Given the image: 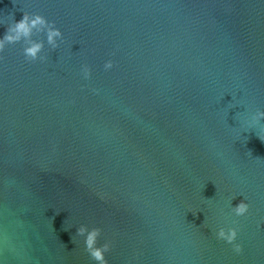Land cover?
Returning <instances> with one entry per match:
<instances>
[{
    "label": "water",
    "instance_id": "obj_1",
    "mask_svg": "<svg viewBox=\"0 0 264 264\" xmlns=\"http://www.w3.org/2000/svg\"><path fill=\"white\" fill-rule=\"evenodd\" d=\"M24 12L64 40L0 52V264H95L81 225L108 264H264V0H0V38Z\"/></svg>",
    "mask_w": 264,
    "mask_h": 264
},
{
    "label": "clouds",
    "instance_id": "obj_2",
    "mask_svg": "<svg viewBox=\"0 0 264 264\" xmlns=\"http://www.w3.org/2000/svg\"><path fill=\"white\" fill-rule=\"evenodd\" d=\"M8 25L6 34L0 38V52H3L5 47L9 44L23 42L25 45L23 50L24 56L30 61L44 62L47 59V57L41 55L45 48L44 42L34 40V34H46L47 45L52 50L59 48L64 40L63 33L56 28L55 24L50 23L45 17L38 14L30 15L27 12H24L22 20L15 22L12 17V20ZM113 66V63L109 61L104 65V68L105 70H110ZM82 72L85 79L90 78L91 72L87 66L83 67ZM261 121H264V111H257L250 120L245 121V126L246 128L251 129L259 126ZM257 135L262 141H264V129H261V134ZM231 210L236 217H245L249 214L250 208L249 204L243 200L236 207H232L231 204ZM76 235L83 238L85 250L95 264H108L105 254L110 252L111 244L110 242H105L102 246H98V240L101 237V229H89L87 225H81L77 228ZM216 237L217 239L232 245L233 251L236 254L242 252V246L236 243L238 238V227H229L227 229L221 227L216 232Z\"/></svg>",
    "mask_w": 264,
    "mask_h": 264
}]
</instances>
